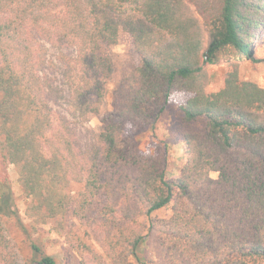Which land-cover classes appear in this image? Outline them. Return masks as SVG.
<instances>
[{"label": "trees", "instance_id": "trees-1", "mask_svg": "<svg viewBox=\"0 0 264 264\" xmlns=\"http://www.w3.org/2000/svg\"><path fill=\"white\" fill-rule=\"evenodd\" d=\"M204 3L201 24L185 0H0L2 162L44 224L79 218L95 196L119 192L121 215L112 205L101 213V264L140 262L147 235L133 217L156 232L164 264H264V89L233 71L206 93L202 74L222 55L262 61L253 32L264 25V0ZM121 31L140 59L138 82L116 93V109L82 145L78 123L99 113L112 73L101 48ZM179 93L192 95L182 120L202 130L183 137L185 160L169 177L166 149L144 155L125 130L153 127ZM15 200L0 179V217L19 222ZM159 211L169 214L152 217ZM30 249L23 264H57Z\"/></svg>", "mask_w": 264, "mask_h": 264}, {"label": "rangeland", "instance_id": "rangeland-1", "mask_svg": "<svg viewBox=\"0 0 264 264\" xmlns=\"http://www.w3.org/2000/svg\"><path fill=\"white\" fill-rule=\"evenodd\" d=\"M204 1L185 0L201 24H204L205 17ZM253 36L254 56L262 61L258 63L244 57L222 55L217 63L204 65L202 74L206 93L222 89L227 74L233 71L239 81L251 82L264 89V25L253 32ZM101 53L111 59L112 73L105 82V95L99 113L90 115L86 121L78 123L77 137L82 145L94 139L93 135L100 133L101 116L116 109V93L120 89H123V92L132 89L138 82L136 71L141 63L126 32L121 31L117 44L102 47ZM191 97L189 93L175 94L171 96L165 112L153 127L128 126L125 130V133L131 132L135 136L137 147L144 155L153 154L157 148L166 149L169 177L178 175L185 160L182 151L183 137L202 130L201 123H186L179 112V106ZM210 177L215 179L217 174L211 173ZM4 178L11 184L16 197L19 222L15 218L0 217V261L23 264L31 256L30 242H33L46 255L53 257L57 264H101L97 257L103 255L102 210L106 205H112L118 209L117 215H121L119 209H125L120 205L121 196L117 190L95 196L79 218L67 215L65 218L44 224L27 211V200L17 184L15 167L5 165L0 156V179ZM72 190L75 193L79 187L73 185ZM134 208L132 205L131 210ZM168 214V211H159L153 213L152 217L164 218ZM132 221V226L141 228L147 236L138 249L140 262L132 260L131 264H164L157 254L156 232L148 230L147 224L140 225L143 221L140 217H133Z\"/></svg>", "mask_w": 264, "mask_h": 264}]
</instances>
